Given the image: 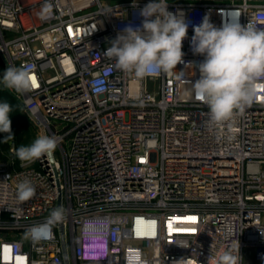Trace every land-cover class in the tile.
<instances>
[{
  "label": "built area",
  "instance_id": "obj_1",
  "mask_svg": "<svg viewBox=\"0 0 264 264\" xmlns=\"http://www.w3.org/2000/svg\"><path fill=\"white\" fill-rule=\"evenodd\" d=\"M149 2L0 0V74L36 79L23 95L3 88L58 142L0 163V264H208L236 241L242 264H264V80L231 130L210 128L191 47L206 15L264 29V0H167L189 24L184 62L136 79L104 52ZM24 179L36 194L19 202ZM57 207L65 219L34 244L26 230Z\"/></svg>",
  "mask_w": 264,
  "mask_h": 264
},
{
  "label": "clouds",
  "instance_id": "obj_2",
  "mask_svg": "<svg viewBox=\"0 0 264 264\" xmlns=\"http://www.w3.org/2000/svg\"><path fill=\"white\" fill-rule=\"evenodd\" d=\"M135 6V0L134 5ZM51 9V4H46ZM139 15L141 25H126L110 41L104 52L125 74L143 79L158 73H170L183 63V41L187 38L189 24L182 13L168 11L167 0H151ZM191 47L194 54L202 55L199 79L192 83L194 98L207 106L208 125L220 129L233 128L238 115H243L257 95V84L264 80V29L252 25L242 26L238 18L224 21L220 27L210 22L206 15L193 27ZM0 85L17 94L33 90L32 76L23 68L9 65L0 77ZM12 105L0 102V133H7L4 140H13L10 115ZM232 139V136L228 137ZM58 146L57 138L40 133L30 145L13 149L22 164L51 157ZM36 194L35 184L24 179L17 184V200L26 202ZM66 210L53 209L44 222L30 226L26 236L35 243L51 237L52 229L63 222ZM240 244L212 252L208 264H242Z\"/></svg>",
  "mask_w": 264,
  "mask_h": 264
},
{
  "label": "rangeland",
  "instance_id": "obj_3",
  "mask_svg": "<svg viewBox=\"0 0 264 264\" xmlns=\"http://www.w3.org/2000/svg\"><path fill=\"white\" fill-rule=\"evenodd\" d=\"M1 70H3V64L0 61V71ZM0 77H2L1 74ZM5 96L6 92L3 86L0 85V102L7 101L13 107L10 120L14 139L5 141L4 138L8 134L0 133V163H8L12 164V167H16L20 160L13 154V149L21 145H30L42 131L39 123L31 115L26 113L21 106H18Z\"/></svg>",
  "mask_w": 264,
  "mask_h": 264
},
{
  "label": "trees",
  "instance_id": "obj_4",
  "mask_svg": "<svg viewBox=\"0 0 264 264\" xmlns=\"http://www.w3.org/2000/svg\"><path fill=\"white\" fill-rule=\"evenodd\" d=\"M6 92V91H5ZM2 93V92H1ZM6 98H8V99H10L11 101H13V102H15L14 100H13V98L6 92V96H5ZM3 99V98H2ZM16 103V102H15ZM17 104V103H16ZM18 106H20L19 104H17Z\"/></svg>",
  "mask_w": 264,
  "mask_h": 264
},
{
  "label": "snow or ice",
  "instance_id": "obj_5",
  "mask_svg": "<svg viewBox=\"0 0 264 264\" xmlns=\"http://www.w3.org/2000/svg\"><path fill=\"white\" fill-rule=\"evenodd\" d=\"M32 79H33V82H34V85H35V83H36V79H35V77H32Z\"/></svg>",
  "mask_w": 264,
  "mask_h": 264
}]
</instances>
